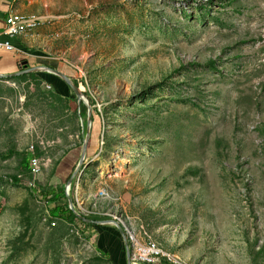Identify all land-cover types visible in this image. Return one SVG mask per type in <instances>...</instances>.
Segmentation results:
<instances>
[{
	"label": "rangeland",
	"instance_id": "obj_1",
	"mask_svg": "<svg viewBox=\"0 0 264 264\" xmlns=\"http://www.w3.org/2000/svg\"><path fill=\"white\" fill-rule=\"evenodd\" d=\"M12 2L10 15L50 17L21 37L85 82L96 141L75 209L120 219L176 264H264V0ZM35 76L0 78V264H124L117 234L112 256L96 242L116 227L48 217L86 120L72 90Z\"/></svg>",
	"mask_w": 264,
	"mask_h": 264
},
{
	"label": "crops",
	"instance_id": "obj_2",
	"mask_svg": "<svg viewBox=\"0 0 264 264\" xmlns=\"http://www.w3.org/2000/svg\"><path fill=\"white\" fill-rule=\"evenodd\" d=\"M6 2L7 0H0V11L5 10ZM12 3H11L10 8H12ZM16 9H19V8H16ZM9 13H11V10ZM3 21L4 19L2 18L1 13H0V29H2L1 27L4 25ZM3 31H4V28L0 30V39L2 40L9 39L11 44L14 46V49L13 50L0 49V73L8 74V73L16 72V71L23 69L22 67L23 60H26L28 64L35 63L36 65H47L51 67L59 66L58 67L59 70L60 69L64 71L68 70L67 67L60 64V62L63 61L60 58L55 57L57 60L56 59L53 60V56H48L46 53H44L45 51L43 49L41 51L37 48L35 50L31 48L30 43H28V41L25 38L21 36L10 38L6 36L5 34H2ZM63 62L66 63L65 61ZM30 64L29 66L32 65ZM47 79L48 77L47 78L43 77L42 82L52 84V87H53V85L56 82L54 81V83H52V82L47 81ZM61 93H64V91H61ZM64 96H67V94L65 93ZM108 232H111V235L107 233H103L100 236H97L96 242H97V245H99L102 249H105L106 251H111V256H112V252L114 251L112 246H113V243L115 242L114 239L116 237V232L113 229L109 230Z\"/></svg>",
	"mask_w": 264,
	"mask_h": 264
},
{
	"label": "trees",
	"instance_id": "obj_3",
	"mask_svg": "<svg viewBox=\"0 0 264 264\" xmlns=\"http://www.w3.org/2000/svg\"><path fill=\"white\" fill-rule=\"evenodd\" d=\"M12 1L13 0H7V2H6V8H5V10H3V11H0V13H1V16H2V18H4L5 17V15H6V13H7V11L10 9V6H11V3H12ZM4 23V25L1 27L2 29L3 28H5V26H6V23H5V21H3ZM2 29H0V30H2ZM59 62V61H58ZM30 64V63H29ZM32 64V65H31ZM30 65L31 66H35L36 64L35 63H31ZM60 64L61 65H64V66H66L65 65V63L63 62V61H61L60 62ZM57 65H59V64H57ZM56 68H58L59 66H55ZM59 69V68H58ZM67 69L68 70H66V71H64V70H61L62 72H64L66 75H68V76H70L72 79H73V81H74V83L80 88V89H82V88H85V82H84V79H77V73H76V71L74 70V69H71V68H69L68 66H67ZM27 74H30V75H36L35 77L36 78H38L39 79V82L40 83H42V81H43V77L45 78H47L48 77V79H47V81H49V82H52V83H54V81L56 82L54 85H53V87H52V89H54L55 91H54V93L55 94H57V92H58V94H64L65 95V92L67 91V90H71L69 87H68V85L62 80V79H60L58 76H56V75H54V74H52V73H47V72H30V73H27ZM27 74H22L23 76L24 75H27ZM44 75V76H43ZM19 76V75H18ZM15 77V76H14ZM52 85V84H51ZM61 91H64V93H61ZM63 95V96H64ZM67 96H70L69 94H67ZM68 102H69V106L70 107H72L75 111H79V115L80 116H82V117H84L85 118V120H86V106L83 104V103H80V104H78L77 102H76V99H72V98H68ZM92 121H93V116H92ZM85 122V121H84ZM86 123V122H85ZM91 128H92V126H91ZM92 130V129H91ZM91 139H92V142H93V145H94V141H96V138L95 137H93L92 136V132L90 133V139H89V143H88V147H87V152L89 151V145H90V141H91ZM37 149V148H36ZM28 156L27 157H24V159L22 160L24 163V165L25 166H27V163H28V165H29V169H30V165H31V159H32V156H31V153L29 152L28 154H27ZM70 176V175H69ZM68 176V177H69ZM68 179V178H67ZM11 183H13V184H19L20 183V180H19V178L18 177H16V176H13V177H11ZM51 193H52V197H51V199L50 200H58V199H60V198H65L66 199V197H65V194H64V190H62L60 193H53L52 191H51ZM2 211H3V207H2V205H1V203H0V214L2 213ZM49 215H50V217L51 218H62V219H64V220H69V221H72V222H74L75 220H77L76 222H79V223H81V224H83V225H85V224H87L88 226H93L94 227V229L95 228H100V225H97V224H88V223H85L83 220H81L80 218H78L74 213H73V211L68 207V204H67V201H65L63 204H61V205H54L53 207H51L50 209H49ZM74 224H76V223H74ZM104 227H107V226H104ZM108 228V227H107ZM110 230H111V228H109ZM113 230H115V232H116V234H117V237H118V239H119V242H121V244H122V248H123V252H124V256H125V259H126V254H125V248H124V244H123V240H122V237H121V235H120V232L119 231H117L116 230V228H114ZM100 249V248H99ZM124 264H126L125 262H124Z\"/></svg>",
	"mask_w": 264,
	"mask_h": 264
},
{
	"label": "water",
	"instance_id": "obj_4",
	"mask_svg": "<svg viewBox=\"0 0 264 264\" xmlns=\"http://www.w3.org/2000/svg\"><path fill=\"white\" fill-rule=\"evenodd\" d=\"M22 67H23V69L16 71V72H12V73H8V74L0 73V78H2V77H14V76H18V75L23 74V73H30V72L52 73V74L58 76L60 79H62L68 85V87L74 93V98L76 99V102L78 104L83 103L86 106L85 132H84L82 144L80 147L79 158H78L77 165L75 166L73 172L70 174V176L66 180L64 193H65L69 208L81 220H83L87 223H94V224H112V225H115L117 227V229L121 233L123 241H124L126 263L131 264L130 263V256H129L130 253H129L128 242L126 240L124 231H123L121 225L119 224V222L116 220H113V219H109V218L108 219L95 220V219L85 217L82 213H79L75 209L72 197L69 194V188H70V185H71L72 180L74 178V175H75L76 171L78 170V168L80 167V165L82 164V162L84 161V159L88 153L87 147H88V143H89V139H90L91 124H92V113H91L92 110H91V104L89 103L88 98L86 97L85 93H83V91L74 83L72 78L70 76L66 75L64 72H62L58 68L47 66V65L29 66V64L27 63L26 60L22 61Z\"/></svg>",
	"mask_w": 264,
	"mask_h": 264
},
{
	"label": "built area",
	"instance_id": "obj_5",
	"mask_svg": "<svg viewBox=\"0 0 264 264\" xmlns=\"http://www.w3.org/2000/svg\"><path fill=\"white\" fill-rule=\"evenodd\" d=\"M50 17H43V19L37 21H47ZM6 26L2 34H5L8 37H14V30H20V25L26 23L25 20H17L14 17H10L9 12L4 17ZM35 22V21H33ZM0 49L13 50L14 46L11 44L9 39L0 40ZM45 88L51 90V85L46 83ZM34 146L30 148V153L32 156V165H30V172L33 176H37L41 173L42 164L40 157L35 153ZM11 181V178H9ZM49 217V215H48ZM50 224L52 226L56 225V220H51ZM137 251L140 252V259H130L131 264H153L160 263L159 259V250H155V242L151 240L139 241L137 239V244L135 245Z\"/></svg>",
	"mask_w": 264,
	"mask_h": 264
},
{
	"label": "bare ground",
	"instance_id": "obj_6",
	"mask_svg": "<svg viewBox=\"0 0 264 264\" xmlns=\"http://www.w3.org/2000/svg\"><path fill=\"white\" fill-rule=\"evenodd\" d=\"M10 10H13V9L10 8L8 10V12H10ZM9 14H11V13H9ZM10 17H14L17 20H25L26 21V23L20 25V30H14V37L23 36V35H25V36L26 35H31L36 30V28L41 25V21H37V20H40V18L36 17L34 15L31 16V17H27V15H23V16L22 15H19V16L10 15ZM33 21H35V22H33ZM114 220H117L122 225V228H123V231L125 233L126 239H127L128 243H129L130 259H140V252L137 251L136 246H135L137 244V238L127 228V226L125 225V222H122L118 218H116ZM155 250H159V259L161 261L165 259V260H167L169 262H172V263H175V264L177 263V261L174 258V256H172V253L170 254L168 251L161 249L156 243H155Z\"/></svg>",
	"mask_w": 264,
	"mask_h": 264
},
{
	"label": "clouds",
	"instance_id": "obj_7",
	"mask_svg": "<svg viewBox=\"0 0 264 264\" xmlns=\"http://www.w3.org/2000/svg\"><path fill=\"white\" fill-rule=\"evenodd\" d=\"M7 14V13H6ZM4 19V18H3ZM0 40H2V39H0ZM24 74V73H23ZM46 84V83H45ZM49 84V83H48ZM51 85V84H50ZM51 87H52V85H51ZM51 90H52V88H51ZM29 171H30V169H29ZM11 182V181H10ZM68 204V203H67ZM69 207V206H68ZM75 207V206H74ZM76 210H78V209H76ZM48 214H49V212H48ZM82 214L83 215H86L83 211H82ZM50 216V215H49ZM87 216V215H86ZM85 216V217H86ZM87 218H91V217H87ZM91 219H94V218H91ZM102 219H108V218H102ZM113 219V218H112ZM95 220H98V219H95ZM99 220H101V219H99ZM114 220V219H113ZM117 221V220H116ZM85 222V221H84ZM85 223H87V222H85ZM88 224H94V223H88ZM120 224V223H119ZM97 225H110V226H112V227H116L115 225H112V224H97ZM121 225V224H120ZM121 227H122V225H121ZM117 228V227H116ZM123 229V228H122ZM125 234V233H124ZM120 235H121V233H120ZM121 237H122V235H121ZM126 237V236H125ZM122 240H123V238H122ZM127 240V239H126ZM128 242V241H127ZM123 244H124V241H123ZM128 246H129V243H128ZM130 253V252H129ZM129 256H130V254H129ZM175 256V255H174ZM176 257V256H175ZM177 258V257H176ZM178 260H179V258H177ZM131 263V262H130ZM142 264H145V263H142ZM153 264H175V263H172V262H169V261H167V260H162L160 263H153Z\"/></svg>",
	"mask_w": 264,
	"mask_h": 264
}]
</instances>
